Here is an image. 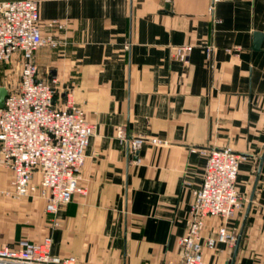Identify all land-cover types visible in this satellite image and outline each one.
Masks as SVG:
<instances>
[{"label": "crops", "instance_id": "1", "mask_svg": "<svg viewBox=\"0 0 264 264\" xmlns=\"http://www.w3.org/2000/svg\"><path fill=\"white\" fill-rule=\"evenodd\" d=\"M37 1L42 22H66L56 46L35 51L39 70L57 76L55 101L75 102L95 126L80 171L86 192L58 209L54 228L43 198L0 193V242L51 234L50 252L81 264H165L206 160L191 148L225 145L243 155L244 207L227 221L238 232L264 150V0H220L212 13L210 0ZM118 125L145 137L139 162ZM10 177L0 169V186ZM221 222L207 216L203 233L215 236ZM232 248L218 242L204 259L227 264ZM234 264H264V161Z\"/></svg>", "mask_w": 264, "mask_h": 264}, {"label": "built area", "instance_id": "2", "mask_svg": "<svg viewBox=\"0 0 264 264\" xmlns=\"http://www.w3.org/2000/svg\"><path fill=\"white\" fill-rule=\"evenodd\" d=\"M170 2L171 0H164ZM220 0H210L208 12ZM66 22L54 17L42 22L37 0H0V63L14 61L20 76L15 88L7 89L0 105V159L11 171L9 184L0 189L13 198L41 197L48 225H60L58 209L75 193H85L81 168L94 124L84 109L67 99L55 101L58 78L44 76L34 58L41 46H56ZM190 44L176 46V55L185 58ZM212 44L205 46L209 56ZM116 136L126 141L139 162L138 149L143 135L129 133L124 125L116 127ZM206 156L200 183L192 189L186 232L179 236L177 256L165 264H210L204 259L205 248L218 242L233 247L237 228L227 221L244 207V197L237 190V174L242 154L231 146L191 148ZM218 216L222 222L216 235H205V218ZM51 234L40 241L21 237L13 244L0 242V264H81L74 255L52 254Z\"/></svg>", "mask_w": 264, "mask_h": 264}, {"label": "water", "instance_id": "3", "mask_svg": "<svg viewBox=\"0 0 264 264\" xmlns=\"http://www.w3.org/2000/svg\"><path fill=\"white\" fill-rule=\"evenodd\" d=\"M254 36L256 37V42H258V40L261 38L262 34L260 32H255ZM6 94H7L6 86L0 85V105L3 104L4 97H5ZM263 161H264V150H263L262 154L259 156V164H258V168H257V173H256V176H255V179H254V182H253V186H252V189H251V192H250V195H249V198H248L244 213H243V218H242V222L240 224V227H239V230H238V233H237V238H236L235 244H234V246L232 248V251L230 253V257H229V259L227 261V264H234V262H235L237 250H238V247H239V244H240V240H241V237H242V233H243V230H244L246 219H247V216H248V213H249V210H250L251 200L253 198L254 191L256 189V185H257V181H258V177H259V173H260Z\"/></svg>", "mask_w": 264, "mask_h": 264}, {"label": "rangeland", "instance_id": "4", "mask_svg": "<svg viewBox=\"0 0 264 264\" xmlns=\"http://www.w3.org/2000/svg\"><path fill=\"white\" fill-rule=\"evenodd\" d=\"M45 47H48V45H46ZM19 76H20V70L14 61L0 63V85L6 86L7 89L8 88L13 89L16 87L19 81ZM3 168L6 167L2 164V161L0 159V169ZM8 184L9 182L7 179L5 184L0 186V189L6 188Z\"/></svg>", "mask_w": 264, "mask_h": 264}]
</instances>
